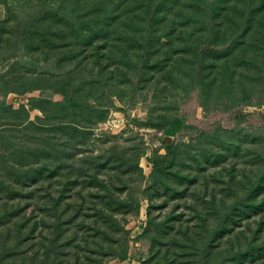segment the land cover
<instances>
[{"label":"rangeland","instance_id":"1","mask_svg":"<svg viewBox=\"0 0 264 264\" xmlns=\"http://www.w3.org/2000/svg\"><path fill=\"white\" fill-rule=\"evenodd\" d=\"M87 3L0 0V264L40 260L44 242L51 240H57L60 249L57 264H164L166 259L197 264V246L191 241L201 245L227 207L231 209L235 193L228 184L233 176L229 172L235 165L239 183L245 158L223 162L202 156L201 165L186 147L168 182L159 181L140 195L139 213L135 205L107 204L109 198L103 195L108 187L126 197L137 177L139 150L147 147L140 166L149 175L152 149L162 143H187L189 138L163 133L183 93L179 65L170 64L151 77L146 74L139 84L137 72L129 74V65L119 67L112 60L101 73L97 51L94 46L84 49L79 25L69 19L72 9L85 15ZM60 6L59 11L53 9ZM72 92V100L63 104V93ZM246 111L264 113V104ZM203 113L199 106L197 115ZM245 130L235 132L246 137ZM202 140L210 148L206 142L216 143ZM174 183L186 193H174ZM64 190L60 204L57 197ZM77 202L83 206L81 215L65 224ZM103 209L114 211V218L132 231L124 261L118 258L121 232L104 223ZM258 221H264V211L232 221L222 235L219 232L210 262L234 242L245 249L255 235L261 252L244 256L240 264H264V226ZM58 223L64 225L60 233L54 230ZM103 226L112 238L104 236ZM56 255L52 253L47 264H55Z\"/></svg>","mask_w":264,"mask_h":264},{"label":"trees","instance_id":"2","mask_svg":"<svg viewBox=\"0 0 264 264\" xmlns=\"http://www.w3.org/2000/svg\"><path fill=\"white\" fill-rule=\"evenodd\" d=\"M53 9L59 11L61 6ZM87 10L85 15H80L72 9L69 19L75 27L79 25L84 49L94 46L97 51L104 68L99 69L101 73L110 67V60L119 67L129 65L127 72H137L138 79L163 72L170 64L179 65L183 93L177 111L168 116L163 133L189 138L187 143H162L152 149L148 156L152 164L149 175L144 174L140 166L147 147L139 150L135 158L137 177L129 184L126 197L116 195L108 187L103 195L109 198H106L107 204L112 208L135 205L139 213L140 195L157 186L159 181L168 182L186 147L201 165L202 156L208 160L212 155L215 160L222 158L223 162L229 158H245L247 166L239 183L235 181V165L229 172L233 176L228 184L235 193L231 209L227 207L221 223L209 230L200 240L201 245L193 236L191 243L197 246V264H240L244 256L252 257L261 252L255 247L254 235L248 239L251 244L245 249L234 242L210 262L213 248L217 246L213 241L219 238V232L222 235L232 221L264 211V113L246 111V107L264 104V0H88ZM113 34L116 37L111 36ZM73 93H63V104H69ZM199 106L204 110L201 117L197 115ZM236 129H246L248 135L241 137ZM207 135L209 137H205ZM203 138H210L216 145L213 142H206L211 148L203 145ZM96 178L106 183V179L98 175ZM187 178L191 180L192 177L187 175ZM174 187V193L175 190L186 193V188L175 183ZM65 192L59 193L58 203L64 202ZM75 207L76 211L65 224L72 220L77 222L82 203L77 202ZM113 212L103 209L102 218L104 223L121 232L117 236L121 248L118 258L124 261L128 258V237L132 231L114 218ZM149 219L152 220L151 216ZM258 225L264 226V221H258ZM62 226L58 223L54 230L60 233ZM103 231L104 236L112 238L105 226ZM112 240L114 242V238ZM59 250L57 240L45 241L40 260L24 264H47L52 253L57 254L53 258L57 264ZM165 262L175 264L169 259Z\"/></svg>","mask_w":264,"mask_h":264}]
</instances>
